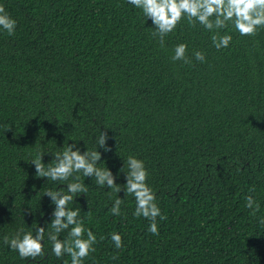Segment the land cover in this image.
Returning a JSON list of instances; mask_svg holds the SVG:
<instances>
[{"label": "trees", "instance_id": "obj_1", "mask_svg": "<svg viewBox=\"0 0 264 264\" xmlns=\"http://www.w3.org/2000/svg\"><path fill=\"white\" fill-rule=\"evenodd\" d=\"M0 5L16 20L14 35L0 30V264H71L51 252L55 205L44 195L66 185L37 178L29 163L43 152L47 165L68 144L100 151L97 166L118 185L127 157L142 160L167 217L153 235L150 221L133 216L134 197L109 196L79 174L88 193L69 208L97 237L83 264H264V29L241 37L229 26L221 34L233 40L217 51L212 33L184 20L161 47L151 20L127 0ZM179 43L206 62H173ZM101 131L110 152L98 148ZM117 195L121 215L113 216ZM249 195L260 205L255 216ZM21 227L33 235L45 228L44 257L22 260L4 244Z\"/></svg>", "mask_w": 264, "mask_h": 264}, {"label": "clouds", "instance_id": "obj_2", "mask_svg": "<svg viewBox=\"0 0 264 264\" xmlns=\"http://www.w3.org/2000/svg\"><path fill=\"white\" fill-rule=\"evenodd\" d=\"M127 3L139 9L146 22L151 20L154 29L151 35L158 38L161 47H164L165 37L173 33L184 20L192 28L200 25L212 33L210 39L217 51L228 48L233 40V36L228 32L221 34L222 30L229 29V26L231 31H235L241 37H255L259 30L264 29V0H127ZM15 29L16 20L7 13L3 5H0V30L11 36L14 35ZM170 59L173 62L182 61L185 65H191L193 59L200 63L206 62L205 53L202 51L194 50L190 58L186 43L177 44ZM7 130H10V127ZM108 139L107 132L101 131L97 139L98 148L110 152L111 148L106 145ZM44 154L39 152L29 161L35 166L36 177L66 185L63 191L47 190L44 194L50 197L51 203L55 205L53 218L48 224L51 229L48 241L55 257L62 258L67 254L71 258V264H83L84 259L96 250L94 245L97 243V237L91 229L84 227L83 220L79 218L80 210L69 208V205L75 202L74 198L80 195L87 196L88 187L81 181L79 175L81 173L86 178H94L96 186L111 190L109 196L113 192L118 194L123 191L124 197H134L136 207L133 216L150 221L147 231L159 235L157 218L163 221L167 217L161 213L156 203V194L147 184L149 173L142 160L131 155L127 157L124 166L119 170L125 174L126 184L118 185L116 176L110 169L97 166L101 161V152L98 150L87 149L81 153L76 144H68L62 152L52 153L54 159L47 165L42 162ZM245 201V207L251 209L250 215L255 216L260 210L259 203L251 195L245 197ZM122 203L123 199L117 195L110 209L113 216L121 215ZM260 223L264 224V218ZM65 231L68 232L67 238L60 239V234ZM44 237V227L36 228L35 235L32 232H25L21 227L13 237L4 236L3 242L17 252L22 260L29 258L36 260L37 257H44L46 254ZM100 239L103 240L105 237ZM110 240L116 249L124 247L119 233H111Z\"/></svg>", "mask_w": 264, "mask_h": 264}]
</instances>
